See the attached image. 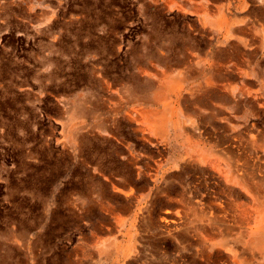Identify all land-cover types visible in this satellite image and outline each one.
<instances>
[{
  "label": "rangeland",
  "instance_id": "rangeland-1",
  "mask_svg": "<svg viewBox=\"0 0 264 264\" xmlns=\"http://www.w3.org/2000/svg\"><path fill=\"white\" fill-rule=\"evenodd\" d=\"M158 1L0 0V264H229L222 250L195 256L201 214L233 197V163L264 159V136L143 151L134 169L133 153L87 131L92 118L102 127L118 81L145 101L165 70ZM249 257L264 264V249L250 244Z\"/></svg>",
  "mask_w": 264,
  "mask_h": 264
},
{
  "label": "crops",
  "instance_id": "crops-1",
  "mask_svg": "<svg viewBox=\"0 0 264 264\" xmlns=\"http://www.w3.org/2000/svg\"><path fill=\"white\" fill-rule=\"evenodd\" d=\"M156 5L166 33L155 55L166 58L165 70L151 73L145 101L141 88L131 93L125 79L118 81L117 90L108 91L102 127L92 118L88 133L101 137L109 152L133 153L128 166L134 169L142 168L143 151L156 156L175 145L184 152L194 146L218 152L236 138L264 136V0H159ZM133 71L139 83L147 80L140 68ZM177 131L181 138L175 140ZM243 163L231 166L235 180L226 189L233 197L217 201L214 213L201 214L208 220L195 256L205 263L221 250L228 256L223 243L203 241L206 233L221 239L223 230L229 232L227 243L243 249V242L253 240L246 235L257 233L252 231L259 227L258 217L264 218V159L256 155ZM244 216L254 219L242 227L238 220Z\"/></svg>",
  "mask_w": 264,
  "mask_h": 264
},
{
  "label": "bare ground",
  "instance_id": "bare-ground-1",
  "mask_svg": "<svg viewBox=\"0 0 264 264\" xmlns=\"http://www.w3.org/2000/svg\"><path fill=\"white\" fill-rule=\"evenodd\" d=\"M258 153V152H257ZM247 162V161H246ZM247 163H249V162H247ZM247 163H245V164H247ZM244 164V163H243ZM263 164V163H262ZM248 165V164H247ZM258 165V164H257ZM249 169V168H248ZM240 170V169H239ZM250 170V169H249ZM244 171V170H243ZM262 180V179H261ZM223 211V210H222ZM243 212H245V211H243ZM220 213V212H219ZM223 213V212H222ZM245 215V214H244ZM240 219L238 220L239 221V223H240V226H242V227H244V226H246V224H249L250 222H251V220H253L254 219V217H239ZM202 219L203 220H205V219H207L208 220V218H204V216H202ZM256 219V218H255ZM259 219H260V221H259ZM210 221V220H209ZM258 222H259V227L256 229V230H254V231H252V232H257V233H255V236H254V238H253V240L250 242V243H242V247H243V249H235V248H233V247H231V245L229 244V243H227V238H228V234L227 233H229V232H224V230L222 231V236H223V238L221 237V239H219V240H215L214 239V236H211V235H209V234H205V237H204V239H203V241L204 242H209L210 241V243L211 244H213V242L214 243H217V242H219V243H223L224 245H225V249H224V251L226 252V253H228V256H227V258H226V260L228 261V262H230L231 264H249V260H250V257L248 256H246L245 255V253H246V251H247V249H248V247H249V245L251 244V243H253V244H255L256 246H258L259 248H260V250H263L264 249V218H262V217H258ZM222 223V222H221ZM221 225V224H220ZM229 227V226H228ZM240 229V228H239ZM227 230H229V229H227ZM242 241V240H241ZM241 241H239V242H241ZM203 242V243H204ZM255 254V253H254ZM231 256V257H230Z\"/></svg>",
  "mask_w": 264,
  "mask_h": 264
}]
</instances>
